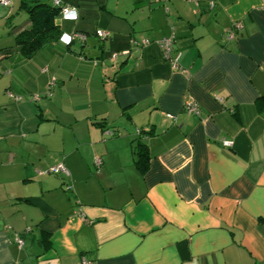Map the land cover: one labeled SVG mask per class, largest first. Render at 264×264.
Masks as SVG:
<instances>
[{"label": "crops", "instance_id": "obj_1", "mask_svg": "<svg viewBox=\"0 0 264 264\" xmlns=\"http://www.w3.org/2000/svg\"><path fill=\"white\" fill-rule=\"evenodd\" d=\"M208 1L60 0L30 56L0 4V264H264V0Z\"/></svg>", "mask_w": 264, "mask_h": 264}, {"label": "trees", "instance_id": "obj_2", "mask_svg": "<svg viewBox=\"0 0 264 264\" xmlns=\"http://www.w3.org/2000/svg\"><path fill=\"white\" fill-rule=\"evenodd\" d=\"M63 7L74 8L62 4L60 0H57V3L55 0H18L17 10L27 15L28 24H23L14 31L15 48L30 56L45 43L58 39L59 27L55 19L62 15L60 11ZM256 104L259 108L264 109V95L257 99ZM138 132H141L140 129ZM135 152L137 155L135 164L143 171L145 168L141 164L145 160V145L138 141Z\"/></svg>", "mask_w": 264, "mask_h": 264}, {"label": "built area", "instance_id": "obj_3", "mask_svg": "<svg viewBox=\"0 0 264 264\" xmlns=\"http://www.w3.org/2000/svg\"><path fill=\"white\" fill-rule=\"evenodd\" d=\"M55 2L57 3V0H55ZM11 0H0V4L2 6H5V7H10L11 6ZM214 1L213 0H209L208 1V6L210 8H212L214 6ZM65 9L71 11L73 8L71 7H63L60 11V13L62 15H65ZM240 23L239 22H235L231 27L228 28L227 30V35L229 37H232L234 35V31L235 30H238L240 28ZM95 34L101 38V39H104L106 37H108V32L106 31H103V30H96L95 31ZM73 38H78L80 40H84L85 39V36L83 34H80V33H76V34H73ZM173 41H174V35H170L168 37H165V38H162L160 41H158V44L159 46L161 47L162 51H163V54L165 56V58H167V60L174 66V67H177V59H178V53L175 54V55H171V52L173 50ZM149 42L148 39H145V38H142L140 39L139 41L135 40V39H130V43H135V44H140V45H144V44H147ZM125 53V52H124ZM119 55H121L119 52H114L111 54V58L112 59H116L117 57H119ZM184 110L187 112V113H190V114H198L199 112V106L196 102H190V103H187L185 104L184 106ZM167 117L169 118H173V116H171L170 114H167ZM138 131V130H137ZM109 134H111V132H109ZM223 145L224 146H227V147H230L232 145V142L231 141H228V140H223L222 141ZM51 172H60V171H63L65 172V168L62 164H58L52 168H50ZM29 231V228H26L22 234H19V235H16L15 237V242L19 245V246H22L23 243H24V240H23V234L27 233ZM82 264H93L91 261L89 260H86L85 258H83L82 260Z\"/></svg>", "mask_w": 264, "mask_h": 264}, {"label": "clouds", "instance_id": "obj_4", "mask_svg": "<svg viewBox=\"0 0 264 264\" xmlns=\"http://www.w3.org/2000/svg\"><path fill=\"white\" fill-rule=\"evenodd\" d=\"M65 19H70V20H77L78 19V11L73 8L71 11L65 9ZM72 37H70L67 33L63 34L61 36V41L64 44H68L71 42Z\"/></svg>", "mask_w": 264, "mask_h": 264}, {"label": "rangeland", "instance_id": "obj_5", "mask_svg": "<svg viewBox=\"0 0 264 264\" xmlns=\"http://www.w3.org/2000/svg\"><path fill=\"white\" fill-rule=\"evenodd\" d=\"M11 1H13V7H12V9H13V12H14V18H15V20H18L20 17H24V20H21L20 22H17V24L16 25H20V23L22 24V22L23 21H25L26 19H27V16L25 15V13L24 12H18L17 11V7H18V2L16 1V0H11ZM0 37H2V35H0ZM97 39V38H96Z\"/></svg>", "mask_w": 264, "mask_h": 264}]
</instances>
